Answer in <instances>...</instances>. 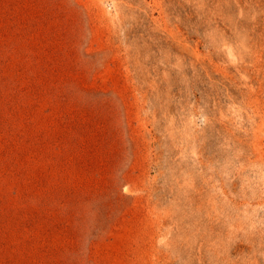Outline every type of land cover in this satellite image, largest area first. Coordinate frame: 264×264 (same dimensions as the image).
Returning a JSON list of instances; mask_svg holds the SVG:
<instances>
[{
    "label": "rangeland",
    "instance_id": "rangeland-1",
    "mask_svg": "<svg viewBox=\"0 0 264 264\" xmlns=\"http://www.w3.org/2000/svg\"><path fill=\"white\" fill-rule=\"evenodd\" d=\"M0 264H264V0H0Z\"/></svg>",
    "mask_w": 264,
    "mask_h": 264
}]
</instances>
